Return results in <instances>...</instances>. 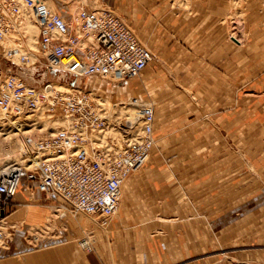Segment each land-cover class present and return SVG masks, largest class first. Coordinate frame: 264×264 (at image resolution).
I'll return each mask as SVG.
<instances>
[{
    "label": "crops",
    "instance_id": "obj_1",
    "mask_svg": "<svg viewBox=\"0 0 264 264\" xmlns=\"http://www.w3.org/2000/svg\"><path fill=\"white\" fill-rule=\"evenodd\" d=\"M101 1L130 27L153 33L155 57L140 81H113L125 94L139 85L141 99L157 103L153 158L143 179L124 180L119 212L108 234L98 229L89 238L90 252L78 245L86 225L77 214L59 211L58 198L19 188L5 220L38 229L30 237L14 231L0 245V264H182L192 256L183 264H209L215 259L198 255L233 245L252 248L231 257L264 264V36L233 41L223 0L188 8ZM36 33L29 30L27 41ZM86 80L102 81L95 93L111 81Z\"/></svg>",
    "mask_w": 264,
    "mask_h": 264
},
{
    "label": "built area",
    "instance_id": "obj_2",
    "mask_svg": "<svg viewBox=\"0 0 264 264\" xmlns=\"http://www.w3.org/2000/svg\"><path fill=\"white\" fill-rule=\"evenodd\" d=\"M25 16L38 29L37 50L29 49L34 59L21 49L20 38L15 45L2 43ZM0 49L3 59L32 69L31 75L41 68L58 71L70 78L64 82L70 86L93 77L116 82L134 79L153 60L149 48L112 10L79 9L66 16L50 9L45 0H0ZM92 92L63 89L53 81L35 86L0 66V123L28 131L21 136L22 157L0 165L6 166L0 171V245L9 239L3 228L20 187L58 198L62 208L103 229L120 207L124 180L150 158L155 146L154 106L128 103L137 108L140 127L134 130L129 121L118 124L98 107ZM56 118L63 123L42 130L44 123ZM112 126L125 137L121 149L104 137ZM90 234L78 239L86 251L92 250Z\"/></svg>",
    "mask_w": 264,
    "mask_h": 264
},
{
    "label": "rangeland",
    "instance_id": "obj_3",
    "mask_svg": "<svg viewBox=\"0 0 264 264\" xmlns=\"http://www.w3.org/2000/svg\"><path fill=\"white\" fill-rule=\"evenodd\" d=\"M45 1L47 2L49 7H52L59 13L64 14L66 16L70 15L71 13L77 12L79 9H90V10L91 9L92 10L110 9L116 14L118 15L120 14L119 16L124 17L122 13H118L117 11H114L115 9L112 6L108 5L107 3H103L101 0H86V1L84 0V2L82 0H45ZM143 1H144L143 6L147 7V4L150 0H143ZM166 1L176 8L177 7L178 8H188L189 5L191 4L205 5V6H209L211 3L218 4L217 0H210V1L209 0H186L187 1L186 4H183V1L185 0H179V1H176L175 3L173 2L174 0H166ZM222 2L228 5L227 8H228L229 15L227 14V18L225 20V24H227L228 26V33H227L228 35L234 33V35H237L238 37H242L243 40H249V38L252 35H254L256 38L259 36H264V3H263V0H223ZM28 20H29L28 23L33 25L32 20L27 17V21ZM128 22L130 23V21ZM130 25L132 27H130L129 25L128 26L136 33V35L139 37L141 42H143L145 46L149 48L148 40L153 33L141 30L139 25L136 27L135 26L133 27L132 23H130ZM36 35L37 33L34 35L35 37L33 39H31L30 41L29 40L27 41L28 35L25 34L26 44L32 47L33 49L36 48V41H35ZM151 52L153 54V59H154L155 55L153 51ZM0 66L2 67L3 70H5L4 68L5 66L7 68H11L13 72L20 74L27 82L35 86H41L46 81H53L55 82V85L57 86L64 84V82H70V78H68L67 75H64L58 71H46L45 68H41L40 71H35L34 75H31V73L29 72H32V69L29 70L28 68H25V67L22 68L21 66H17L15 64H12L8 60L3 59L1 57V49H0ZM24 69H27L28 71H24ZM134 80L140 81V77H136ZM105 81H107V82H104L105 88L100 89V90L98 89L96 93L97 95H100L103 97L101 98L103 100V103H101L102 107H104V109H106L111 115L114 114V119L118 122V124L120 123V121H123V122L129 121L133 129L138 130L140 127V123L138 121L137 108L135 106L128 105V103L135 105L133 102H135L136 99L134 101H132L131 99L133 95L136 94L137 92L138 97L136 98H138L142 102H149L154 107L157 103H155L152 100L151 101L142 100L140 97L141 88L139 85H136V88L134 89L133 93L131 92V94H125L122 92L123 87L121 83H115L109 80H105ZM86 82L88 81L84 79L81 83L79 81H75L74 84L72 83L70 84L73 86L81 87L83 89L87 88V89L95 90L96 86L100 84L102 81L100 83H97L95 80L90 81L88 86ZM66 85L64 84L61 87H65ZM135 103L138 104L139 101L136 100ZM56 124H58V122H55L53 124V127H55ZM49 125L52 126V124L46 123V126H49ZM1 127L2 126H0V165L4 166L6 163L20 159V157H22L23 155L22 152L24 148L21 143L22 142L21 137L17 135H13L14 129L12 128L9 129V126H4V129L1 130ZM109 134H111V136H109L107 140H110V141L112 140L113 142H116L115 144H116L117 149H121L125 145V140L121 137L120 133H116L112 131ZM155 148H156V144L152 150V153L154 152ZM152 158L153 157L150 156L147 162L137 171L133 172L130 176L131 177L135 176L136 178L143 179L145 175L144 170L146 169V166L148 165V163L150 162ZM20 188H23V187H20ZM122 196H123V193H122ZM121 203H122V198H121ZM121 203H120V207H121ZM57 204H58L57 206L59 208V211L61 212L66 211L72 217V213L70 212V210L62 208L59 205V203ZM119 209L112 218H114L117 215V213L119 212ZM75 218L81 219L79 221L83 222L86 225V227L82 226L83 231H81L80 237H82L83 235H88V233H91L90 234L92 236L91 238L96 240L95 232L98 229L106 231V234L109 233L108 231L109 223L112 218L110 219V221L106 224L105 228L103 229L91 223H90L91 225L90 226L88 223L90 222V220L83 215L77 214ZM36 229L38 228L35 227L33 229V227H26L24 229L23 224L21 225L19 223V224L11 225V223L7 222V224L3 228L5 233L9 234V239L6 241V243L12 238V235L14 231L16 230H23L25 234L28 235L29 233H31L30 231L35 232ZM250 247L252 248V245L250 246L249 245H246V246L233 245L228 248L218 247L214 249L213 251L200 253L198 256H202V258H211L213 260L215 259L214 262L209 263V264H221V261H227V260L230 261V264H242V263L255 264L251 261H246V260L242 261V260H239L238 258L230 256V252H236V251L244 252L246 249H249ZM92 248H93V245H92ZM228 257L232 259L230 258L228 259ZM194 258L196 257L192 256V257H189L183 260L189 262L190 260H194ZM198 259H200V257ZM184 261L181 260L182 264L184 263Z\"/></svg>",
    "mask_w": 264,
    "mask_h": 264
},
{
    "label": "bare ground",
    "instance_id": "obj_4",
    "mask_svg": "<svg viewBox=\"0 0 264 264\" xmlns=\"http://www.w3.org/2000/svg\"><path fill=\"white\" fill-rule=\"evenodd\" d=\"M46 2V1H45ZM46 4H47V2H46ZM48 5V4H47ZM50 9H51V7H49ZM53 10V9H52ZM87 10H90V9H87ZM92 10V9H91ZM55 11V10H54ZM27 17L29 18V16H25L24 17V19L22 20V21H20V26L16 29V31H14V32H12L10 35H8L4 40H2V43L3 44H14L15 45V42H16V38L18 39V38H20L18 41H19V43H20V46H21V49L25 52H27L28 53V55L30 56V58L31 59H34V53L33 52H30L29 51V49H32V50H37V38H36V48L35 49H33L32 47H30V46H28L27 44H26V37H25V34L27 35V33H28V31L29 30H31V31H37V35H38V29H37V26L33 23V25H31L30 23H28L29 22V20L27 21ZM32 26V27H31ZM230 36V38L233 40V41H236V42H240L241 41V38L240 37H238L237 35H234V33L233 34H230L229 35ZM29 38V37H28ZM30 41V40H29ZM150 50V49H149ZM151 51V50H150ZM54 84H55V82H53ZM57 83V82H56ZM65 84V83H64ZM64 84H62V85H64ZM62 85H58V86H60V88H63V89H74V90H76V91H78L79 89H80V87H78V86H70V85H66L65 87H61ZM57 86V85H56ZM92 94V99H93V101H95V103L97 104V106L98 107H101V108H103L104 109V107H102V105H101V103H103V100L101 99L102 97H99V96H96L93 92L91 93ZM135 100V99H134ZM133 101V100H132ZM105 102V101H104ZM135 102H136V100H135ZM135 102H133L135 105H136V103ZM105 110V112L108 114V115H110L111 117H114V114L113 115H111L106 109H104ZM55 122H58V124H56V126L57 125H59V124H62L63 123V120L62 119H60V118H56V119H53L52 121H51V123L50 124H52V126H46V123H44L43 124V128H42V130H45V129H49V128H55V127H53V124L55 123ZM0 126H2V124H0ZM4 129V127L2 126L1 127V130H3ZM38 128H36V130H37ZM38 131V130H37ZM112 131H114V132H116V133H120V135H121V137L125 140V137H124V135H123V133L118 129V128H116V127H112V128H108V130L106 131V133H105V135H104V137L106 138V137H109V136H111V134H109V133H111ZM28 133V131L27 130H23V129H18V131H14V134L13 135H17V136H19V137H21V136H24L25 134H27ZM21 140H22V138H21ZM5 169H6V166L5 167H1L0 168V171L1 172H3V171H5ZM18 191V190H17ZM72 214H74V213H72ZM77 214V213H76ZM93 223V222H92ZM94 224V223H93ZM89 241H90V244H91V240L89 239ZM91 246V245H90Z\"/></svg>",
    "mask_w": 264,
    "mask_h": 264
}]
</instances>
